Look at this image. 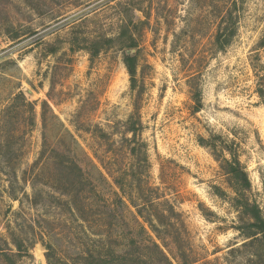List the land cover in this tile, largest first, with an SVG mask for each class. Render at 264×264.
<instances>
[{"label":"rangeland","instance_id":"obj_1","mask_svg":"<svg viewBox=\"0 0 264 264\" xmlns=\"http://www.w3.org/2000/svg\"><path fill=\"white\" fill-rule=\"evenodd\" d=\"M263 35L264 0H0V264H264L221 159L264 217Z\"/></svg>","mask_w":264,"mask_h":264},{"label":"trees","instance_id":"obj_2","mask_svg":"<svg viewBox=\"0 0 264 264\" xmlns=\"http://www.w3.org/2000/svg\"><path fill=\"white\" fill-rule=\"evenodd\" d=\"M222 25L219 26L215 37L216 44L220 48H223L224 45L229 42L234 33V28L231 25V16H228ZM118 40L121 43L125 42L124 45L128 49H132L133 47H135L133 37L126 33L125 28H123L122 32L120 33ZM91 44L93 45L90 47L87 46V49L92 58L98 54L99 48L97 47L96 42L93 41ZM259 46L264 47V35L259 41ZM123 63L127 70V73L130 76L131 83H133L135 80L137 67L136 54L130 52L125 53ZM258 94L260 97H263V89L260 88L258 90ZM210 145L213 146L214 144ZM214 149H216V146H214ZM227 149L229 151L230 156H222L221 159L222 167L226 174L229 176L233 191L235 193V195L231 199L232 204L234 207L238 208L239 210H241V212L247 214L250 217V221L247 223V237L251 238L252 241L260 243L264 252V217L261 214L259 206L255 202H250L246 197V191L250 188V180L248 178L247 172L243 168L238 156L234 152H232L230 148ZM153 247L161 257H164V259H166L168 264H171L168 261V258L163 252V250L156 242L153 243ZM4 255L7 260L11 259L7 254ZM85 264H94V262L86 261Z\"/></svg>","mask_w":264,"mask_h":264}]
</instances>
